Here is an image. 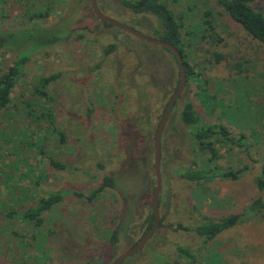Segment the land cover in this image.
<instances>
[{
	"label": "rangeland",
	"instance_id": "374dc122",
	"mask_svg": "<svg viewBox=\"0 0 264 264\" xmlns=\"http://www.w3.org/2000/svg\"><path fill=\"white\" fill-rule=\"evenodd\" d=\"M159 1L181 21V45L193 73L160 134L158 225L119 264H264V212L211 238L192 230L203 217L241 211L257 193L255 178L264 166V45L247 36L214 0ZM96 3L106 16L157 37L154 17L132 14L120 0ZM252 6L264 12V0ZM38 9L46 14L29 18ZM207 10L211 30L202 21ZM59 19L87 24L93 38H71L31 54L0 111V264H110L141 236L151 212L153 136L178 83L177 63L163 47L102 24L89 0H0V28ZM110 45L113 51L103 55ZM14 54L0 52V73ZM55 70L67 71L69 80L47 85L40 102L42 111L56 115L54 128L62 135L53 129L48 134L43 122L32 121L29 114L40 110L26 104L38 96L33 92L37 80ZM184 101H190L198 124L222 125L238 143L215 134L206 140L211 153L208 142L192 138L181 123ZM38 144L76 168H51ZM183 168L235 176L189 181L178 175ZM102 176L112 178V189L99 191L91 201L74 194L87 195ZM51 191L65 195L39 215V225L5 216L8 209L25 208ZM118 220V240L111 244ZM177 245L194 254L192 262L176 251Z\"/></svg>",
	"mask_w": 264,
	"mask_h": 264
},
{
	"label": "trees",
	"instance_id": "16d2710c",
	"mask_svg": "<svg viewBox=\"0 0 264 264\" xmlns=\"http://www.w3.org/2000/svg\"><path fill=\"white\" fill-rule=\"evenodd\" d=\"M52 1V0H51ZM79 1V0H76ZM217 5H219L223 11L229 16L231 20L237 23L244 33L249 36L251 39L264 45V12L252 6V3L256 0H214ZM120 4L130 10L132 14L135 15H149L155 18L157 29H153V33L163 41H166L177 48L181 54L183 69L185 73V81H187L193 73V69L188 65L187 57L188 54L184 51V48L181 45V36L180 28L181 21L177 17H174L172 12L166 7V5L159 0H120ZM91 9V8H90ZM77 9L71 11L76 13ZM47 10H35L29 18L38 17L39 14H46ZM68 15V14H67ZM209 11L203 12V23L207 25L209 30L212 29V24L208 18ZM102 24L108 27H114L105 22L100 21ZM117 28V27H115ZM119 29V28H118ZM121 30V29H120ZM123 32H126L122 30ZM94 32V29L90 28L87 24H65L62 19L57 20L50 25L42 24H30V26L18 27L13 29L0 28V52H11L15 51L14 58L10 65H8L5 70L0 73V111L4 110L6 105L9 102V93L15 84L16 80L21 75L22 69L27 58L37 52L38 50L46 49L47 47L56 45L60 42H65L73 38L74 40H89L90 34ZM128 33V32H127ZM129 34V33H128ZM148 43V42H147ZM164 48V47H163ZM114 49V46L110 45L104 48L103 55L111 53ZM169 52L172 57L175 59L173 54ZM218 58V55H215ZM176 61V60H175ZM100 64L96 63L95 67H98ZM236 66V64H235ZM67 71L55 70L49 74L39 78L36 85L33 87V92L37 93L38 96L34 101L27 103L29 108L38 109L40 111H35L30 113L31 120L34 122H43L45 125L44 129H47L48 134L51 133V130L58 131V134L62 135V131L54 128V119L56 115L48 112L47 110L42 111V106L40 102V96L45 95V90L47 85L52 84L54 81H65L69 80L66 73ZM179 77V73H178ZM69 95V94H68ZM49 99V97H47ZM177 101V100H176ZM174 102L173 106L176 104ZM166 104L163 107L165 108ZM89 111V109L87 110ZM178 117L183 125L187 127V131L190 130V135L192 138H197L200 141H206L209 138L213 137L215 134L221 136L224 140L238 143V139L233 141L229 137L226 128L222 125L217 126L215 129L210 126H203L197 123L194 112L191 109L190 101H184L179 109ZM125 126L130 125L129 122H124ZM49 126L51 129H49ZM63 137V136H62ZM63 138L60 137V140ZM27 142V141H26ZM208 142V141H206ZM32 142H29V145H32ZM209 142L206 143L207 149L212 153L213 149L209 146ZM38 152L44 156L46 163L55 170L68 169L72 170L76 167H72L69 161H60L57 158V154L53 151H45L43 147L37 145ZM75 160L80 158L74 157ZM148 157L143 158V166L145 167L148 164ZM100 167V165L98 164ZM2 172V171H1ZM5 178L11 179V175L3 174ZM179 177L187 179L189 181H199L212 176H229L234 177L235 173L233 172H211L209 170H204L200 168H183L179 171ZM95 176V175H92ZM9 188V185H6ZM114 187V181L110 176H102L100 182L96 187L90 190L86 195L83 193H74L79 198H83L86 201H91L97 197V193L103 189H112ZM255 187L257 193L255 197L248 203L246 206L239 212L227 214L219 219H209L203 217L199 223H196L192 230L193 232L203 238H211L217 235L218 233L234 226L235 224L241 223L243 221L257 217L258 215L264 212V197L261 192L264 189V166L260 168V174L255 178ZM21 192V188L18 187ZM153 189V188H152ZM11 192V191H10ZM63 191H51L48 192L45 196H37L30 205H27L25 208H10L5 212V216H15L20 220L32 222L34 226H37L41 222L40 214L43 211L51 210L56 204H58L64 197ZM15 196V193L13 194ZM159 202V196H158ZM123 206L125 204H122ZM151 206V204H150ZM0 204V208H2ZM118 214H120L118 212ZM126 214L122 215L121 218H125ZM121 221V220H120ZM118 220V225L113 228L111 232L110 243L113 244L118 240V234L120 233L121 222ZM145 227L142 231V234L147 230L153 221L152 207L151 212L145 218ZM178 227H181L178 224ZM184 229V228H183ZM141 234V235H142ZM46 236V235H45ZM141 237V236H140ZM139 237V238H140ZM138 238V239H139ZM137 239V240H138ZM136 240V241H137ZM135 241V242H136ZM133 242L132 245L135 243ZM131 245V246H132ZM176 251L183 256L188 262H192L194 259V254L186 250L184 247L177 245ZM119 264V263H118ZM165 264H170L165 262Z\"/></svg>",
	"mask_w": 264,
	"mask_h": 264
},
{
	"label": "water",
	"instance_id": "95a60500",
	"mask_svg": "<svg viewBox=\"0 0 264 264\" xmlns=\"http://www.w3.org/2000/svg\"><path fill=\"white\" fill-rule=\"evenodd\" d=\"M90 8L95 17L102 22H105L109 25H112L114 27H117L121 30H124L128 32L129 34L144 40L148 43L155 44L162 46L169 50L173 56L175 57L177 67H178V73H179V79L177 86L173 93L170 95L168 102L164 108V111L162 112V115L157 123V126L155 128L154 132V138H153V159H152V169H153V176H154V186L152 190V195H151V207H152V214H153V221L151 225L147 228V230L141 235V237L129 248L123 250L120 252L114 260L111 261L110 264H118L121 260H123L125 257L129 256L130 254L136 252L139 250L145 242L148 240L149 236L153 232V230L156 228L159 222V213H158V196H159V191H160V186H161V175H160V168H159V158H160V151H159V141H160V134L162 127L164 125V122L170 113L172 106L176 100V98L179 96L181 93L184 84H185V73L183 69V63H182V58L180 52L177 50L175 46L172 44L161 40L158 37H151L149 35H146L139 30H136L135 28L126 25L124 23L118 22L105 14L101 13L97 7L96 0H89Z\"/></svg>",
	"mask_w": 264,
	"mask_h": 264
},
{
	"label": "flooded vegetation",
	"instance_id": "af4514ba",
	"mask_svg": "<svg viewBox=\"0 0 264 264\" xmlns=\"http://www.w3.org/2000/svg\"><path fill=\"white\" fill-rule=\"evenodd\" d=\"M144 41V40H143ZM146 42V41H145ZM155 45V44H154ZM162 47V46H161ZM178 98V97H177ZM176 98V99H177ZM168 102V101H167ZM167 104V103H166ZM173 107V106H172ZM164 111V110H163ZM162 115V114H161ZM161 117V116H160ZM160 119V118H159ZM158 123V122H157ZM157 126V125H156ZM163 128V127H162ZM162 131V130H161ZM155 132V131H154ZM153 138H154V136H153Z\"/></svg>",
	"mask_w": 264,
	"mask_h": 264
}]
</instances>
